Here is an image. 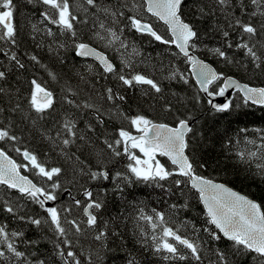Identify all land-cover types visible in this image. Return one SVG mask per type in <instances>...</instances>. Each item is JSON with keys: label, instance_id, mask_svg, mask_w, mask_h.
<instances>
[{"label": "snow or ice", "instance_id": "snow-or-ice-1", "mask_svg": "<svg viewBox=\"0 0 264 264\" xmlns=\"http://www.w3.org/2000/svg\"><path fill=\"white\" fill-rule=\"evenodd\" d=\"M188 2L189 0H81L73 5L70 0H28L30 4L38 3L44 6L39 22L45 25L44 29L41 30L37 24H33L32 29L34 33L42 31L43 35L49 38V52L55 51L58 55L60 49H67L70 44L76 57L92 58L96 62L98 69L89 65V72L95 71L96 75L104 79L111 77L127 90L138 88L143 96L150 99H164L163 109L166 112L173 111L172 102L164 97L160 80L136 71L131 55H139V52L125 38L126 31L147 35L161 45L174 48L176 51L172 52V55L182 58L183 63L189 66L188 71L196 78L199 91L207 97H225L230 89H234L244 107L253 105L264 109V87L242 84L198 57L197 42L200 33L193 23L184 19V8ZM191 3L197 19L216 17L217 14L223 17L225 24H214L213 27L220 32L227 49L235 47L237 50H243L244 56L256 68L264 67V0H191ZM15 10L14 0H0V42L12 46L17 44L18 37L13 23ZM81 13L84 19H81ZM89 19V31L81 37L76 25H89ZM156 22L166 27L167 35L156 29ZM233 33H236L238 38L235 45L230 39ZM61 37L64 40H61ZM35 38L32 36V39ZM93 42L119 53L122 67L117 68L104 51L93 46ZM129 47L132 48V53L125 57L121 49L126 50ZM207 51L226 64L233 63L222 47L210 48ZM0 52L17 69L25 68L15 51L9 52L0 48ZM28 59L46 69L36 55H30ZM48 75L53 81L58 79L51 71ZM78 75L82 84L95 91L94 85L85 74ZM7 78V71L0 70V81H6ZM166 78L189 83L185 72L175 65L170 68ZM30 85L26 100L27 109L17 103L11 111L23 113V118L30 120L32 126L36 127L39 121L55 110V101L53 92L44 83L32 79ZM5 91L6 89L0 86V94ZM63 91L65 95L62 99L67 105L80 111H90L95 121L87 122L85 129H81L77 120L66 113L60 119L54 136L42 132L60 154L72 163L75 174L87 176L91 181H120L125 185L141 182L161 189L162 197L176 196L179 199L180 196H186L187 192H194L203 205L205 225L202 231L207 233L208 238L217 242L227 240L231 242L236 253L249 254L254 264H264V206L198 171L206 168L207 162L197 161L189 154V134L193 129L187 119L177 117L173 126L154 121L142 113L129 116L121 108V105L126 103V95L113 87H106L102 93H97L104 102L100 104L94 102L91 94L80 99L81 93L84 92L80 83L75 87L66 83ZM208 103L218 113L228 112L234 107L232 100L216 104L209 99ZM104 104L109 107L105 108ZM240 106L235 105L237 108ZM3 112L4 109L0 107V114ZM105 117L128 121L131 129L137 134L122 126L116 137L109 139L105 132H101L94 140L89 134H95L97 127L104 128ZM249 132L253 135L249 136ZM17 140L18 136L12 131V122L4 125L0 120V143ZM97 141L104 147H100ZM249 145L252 147L249 148ZM72 148L76 151H70ZM225 148L238 162L249 167L254 165L255 174L264 180V128L238 129L235 135L225 142ZM15 151L26 163H18L0 148V185L16 191L25 200L39 204L47 213V219L18 215L17 207L8 202H5L3 210L37 228L47 224L56 237L54 255L60 260V264H85V261L81 260L83 251L78 253L75 250L81 238H90L97 246L106 250L110 236L123 240L115 227L109 228L108 221L101 225L96 213L104 208V202L100 197L94 196L92 190L84 189V201L72 198L73 205L78 209L82 208L84 219L70 218L71 207H45L48 201H56L57 190L61 188L58 178L64 169L46 167L44 161L27 149L21 151L17 147ZM81 151H87L90 157L96 159V170L80 158L77 152ZM109 154L112 157L127 158L125 172L117 171L114 176L110 175L105 164V156ZM161 158H166L169 163L162 162ZM21 169L34 171L51 184L48 187L38 186L22 175ZM115 190L123 191L120 183L115 184ZM188 207L187 200L182 204L170 203L166 210L152 208L150 212L137 206L136 215L133 217L137 230L132 233L135 244L165 264H187L189 261L205 264L204 249L197 235L201 228H197L190 221H181L178 226L174 220L181 209L186 210ZM189 224L192 237L181 230ZM24 236L23 231L10 230L7 224H0V264H48L47 260L40 258L35 251L28 253L20 250V243L30 247H35L37 243L25 240ZM212 255L215 259L209 257L208 264H232L227 254L219 248L212 250ZM85 260L86 264H93L91 253ZM127 264H140V261L130 252Z\"/></svg>", "mask_w": 264, "mask_h": 264}, {"label": "trees", "instance_id": "trees-1", "mask_svg": "<svg viewBox=\"0 0 264 264\" xmlns=\"http://www.w3.org/2000/svg\"><path fill=\"white\" fill-rule=\"evenodd\" d=\"M16 10L14 12L13 23L16 26L18 37L17 44L12 46L5 42H0V48L5 51H15L18 58L25 64L24 69H17L14 64L8 60L6 56L0 52V70L7 71L8 78L6 81H0V86L6 89L4 94H0V107L4 112L0 114V120L7 125L12 122V131L18 136L16 142L0 143V148L4 149L8 155L18 163H26L23 157L19 155L15 148L19 147L21 151L27 149L36 154L41 161L45 162L46 167H61L64 169L58 178L61 188L57 190V199L54 201L53 207L72 208L71 216L77 219H84L82 208H76L73 205L72 198L84 201L82 196L84 189L93 191L94 196L100 197L104 202V208L98 213L101 225L104 221L109 222V228L115 227L123 237V240L117 237H111L107 241V250L96 245L94 241L81 238L75 250L79 253L83 251L82 261L91 253L93 264H127L128 254L131 252L140 261V264H165L158 257H153L145 253L139 245L135 244V237L132 235L136 231L135 221L133 217L136 215V207H144L150 212L152 208L158 210L168 209L170 203L176 202L182 204L187 200L189 207L181 209L174 220L179 226L181 221H190L197 228H201V232L197 235L202 242L204 249L205 264L208 259L212 260V250L219 248L224 251L232 264H254L251 255L246 253H236L231 242L227 240L211 241L207 233L202 231L205 225V217L201 204L195 197L194 192H187L186 196H176L171 198L161 196V189L150 187L141 182H134L131 185H125L123 182L117 181H91L87 176L77 175L73 171V165L67 161L57 148L46 138L42 132H47L54 136L60 119L67 113L72 115L73 119L78 122V127L85 129L87 122L95 123L93 115L90 111H80L67 105L62 97L65 95L63 89L66 83H70L75 87L78 83L84 88L80 99H84L91 94L94 102L104 103L100 100L97 93H102L106 87H113L121 91L127 97L126 103L121 105L122 110L129 116L142 113L157 122L168 123L174 125L177 117L190 121L195 118L191 127L193 132L189 134L190 150L189 154L197 161L203 160L207 162V167L198 169V171L218 183H223L232 188L234 191L242 195L248 196L257 203L264 206V180L257 176L255 166L249 167L246 164L237 161L234 155H229L225 142L235 135L238 129L243 127L264 128V109L255 106L244 107L239 95L235 94L232 98L233 109L228 112L218 113L209 109L201 93L194 85L187 71V64L183 63L182 58L172 55L176 51L154 41L147 35H140L134 31H126L125 38L130 45H134L140 55H131L132 61L135 63V69L138 72L151 75L158 79L164 88V97L172 102L173 111L166 112L163 109L164 99H150L142 95L140 89L127 90L120 83L109 77L104 79L95 74V71L89 72L88 66L92 65L93 69L98 66L89 60H82L75 56L71 45L67 49H60L59 54L55 51L49 52L48 48L51 41L43 35V32L34 33L33 24H37L41 30L45 25L40 24V12L44 10V6L38 3H28V0H14ZM73 5L81 2V0H70ZM207 2V0H204ZM195 11L191 0L184 8V19L193 23L200 33L197 55L200 59L208 62L217 71L223 72L227 76H231L240 83L248 84L253 87H264V67L256 68L249 59L244 56L243 50H237L235 47L227 49L220 32L213 27L214 24L224 25L225 21L222 16L217 14L216 17L208 16L207 18L197 19L193 14ZM147 15V14H145ZM84 19L83 14H80ZM89 25L77 24L78 34L83 37L89 31ZM156 29L164 35H167L166 28L156 22ZM231 31V30H230ZM35 36V39H32ZM64 40L63 37L60 38ZM233 44L237 42V34L233 33L230 37ZM93 46L98 50L104 51L108 55L117 68H121L120 54L112 49H106L97 42H93ZM222 47L226 50L227 55L233 60V63L226 64L223 60L211 55L207 49ZM131 48V47H129ZM128 48V49H129ZM128 49L124 53L128 56ZM147 54V55H146ZM36 55L41 64L46 69L33 63L28 57ZM147 58V59H146ZM145 60V61H144ZM149 61V62H148ZM175 65L189 78V83L184 84L181 81H173L167 79L168 71ZM9 69H11L9 71ZM51 71L57 75V80L53 81L48 72ZM127 71V70H125ZM78 73L85 74L94 85L95 91L88 85H84L79 81ZM37 79L44 83L54 94V108L50 115L39 121L36 127H33L30 120L23 118V113L12 112L11 109L17 104L27 109V97L30 93V81ZM214 87V86H213ZM175 94V95H174ZM152 94H150L151 96ZM199 97V100H197ZM241 105L239 108L235 105ZM107 108L109 105L104 104ZM34 115V113H33ZM125 127L135 133L131 129L128 121L120 118L105 117L104 128L97 127L96 133L89 135L95 140L96 135L105 132L109 139L117 136L120 127ZM253 133L249 132V136ZM103 137H101V140ZM100 147H104L100 141H97ZM244 147V145H241ZM251 148L252 146H248ZM70 151H76L72 148ZM82 160L90 164L94 170L97 168V161L94 157H90L87 151L77 152ZM162 162H168L161 158ZM128 163L124 156L112 157L110 154L105 156V164L110 175L114 176L115 172H125V165ZM21 173L27 176L38 186L48 187L51 182L46 181L34 173V171H25L21 169ZM120 183L123 191L115 190V184ZM66 191L65 196L61 198L62 193ZM5 202L13 204L17 207L18 215L28 217L47 219V213L39 206L20 197L19 193L9 190L5 186L0 185V224H7L10 230L23 231L25 240L37 242L35 247H30L25 243H20L21 251L31 253L35 251L40 258L47 260L48 264H60V260L54 255L56 237L53 231L49 229L47 224H42L40 228L34 225L20 221L3 210ZM70 227V226H67ZM146 227V225H145ZM190 237L193 236L191 224L187 228H182ZM71 238V237H70ZM194 264V262H187Z\"/></svg>", "mask_w": 264, "mask_h": 264}, {"label": "water", "instance_id": "water-1", "mask_svg": "<svg viewBox=\"0 0 264 264\" xmlns=\"http://www.w3.org/2000/svg\"><path fill=\"white\" fill-rule=\"evenodd\" d=\"M160 24H162V23H160ZM162 25H163V24H162ZM163 26H164V25H163ZM164 27H165V26H164ZM165 28H166V27H165ZM166 30H167V29H166ZM77 58H79V57H77ZM79 59H83V58H79ZM84 60H90V61H92V62H94V63L96 64V62H95L92 58H87V59H84ZM205 63H208V62L205 61ZM208 64H209V63H208ZM96 65H97V64H96ZM209 65H210V64H209ZM188 67H189V66H187V71H188ZM211 67H212V66H211ZM188 73H189V76L191 77V79H192L194 85L196 86L197 90L199 91V86H198V84L196 83V78H195L194 76L191 75L190 71H188ZM233 79H234V78H233ZM242 84H244V83H242ZM251 87H253V86H251ZM257 88H259V87H257ZM199 92H200V91H199ZM200 93H201L203 99L205 100V102H206L208 108H209V109H212V110H214V109H213V108L211 107V105L208 103V100H209V99H212V100H213V103H216V104H223V103H226L228 100H232L234 94L239 95L238 93L235 92L234 89H230L229 92L226 94L225 97L217 96V97H214V98H210V97H207L204 93H202V92H200ZM252 106H253V105H252ZM255 107H259V106H255ZM194 120H195V118H193V119H191V120L189 121L190 127H191V125H192V123H193ZM173 126H174V125H173ZM133 134H137V133H133ZM164 159L166 160V158H164ZM166 161H167V160H166ZM167 162H168V161H167ZM168 163H169V162H168ZM21 174H22V173H21ZM22 175H23V174H22ZM217 183H218V182H217ZM65 194H66V191H64V192L62 193L61 198H62L63 196H65ZM82 196H83V194H82ZM199 203H200V202H199ZM53 205H54V201H48V202L46 203L45 207H53ZM201 206H202V209H203V205H202V204H201Z\"/></svg>", "mask_w": 264, "mask_h": 264}, {"label": "rangeland", "instance_id": "rangeland-1", "mask_svg": "<svg viewBox=\"0 0 264 264\" xmlns=\"http://www.w3.org/2000/svg\"><path fill=\"white\" fill-rule=\"evenodd\" d=\"M126 52V50L124 51V53ZM132 53V48L128 49V55ZM133 55V54H132ZM141 57L143 56L142 54H139ZM147 55V54H146ZM144 58V56H143ZM147 59V58H146ZM145 61V60H144ZM149 62V61H148ZM54 206V205H53Z\"/></svg>", "mask_w": 264, "mask_h": 264}]
</instances>
